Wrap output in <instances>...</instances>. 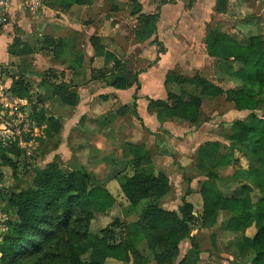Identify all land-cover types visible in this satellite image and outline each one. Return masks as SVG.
I'll return each mask as SVG.
<instances>
[{
  "label": "crops",
  "instance_id": "crops-1",
  "mask_svg": "<svg viewBox=\"0 0 264 264\" xmlns=\"http://www.w3.org/2000/svg\"><path fill=\"white\" fill-rule=\"evenodd\" d=\"M163 1L167 3L162 4ZM263 9L264 0H93L85 6L71 4L68 11L58 12L44 0H10L8 25L0 33V70L2 67L6 68L14 77L6 79V82L4 78L2 80L9 92L15 80L24 83L29 96L22 99L27 102L37 100L42 104L38 114H35L37 117L42 116L47 101L59 104V111L50 116L60 126L59 149L65 148L69 152L72 145H75L76 148L81 147L85 152L98 156L104 149L118 147L121 143L123 146L126 144L142 146L149 156V162L143 167H148V171L154 175L163 174L168 179L171 189V194L163 199L159 206L163 210L178 213V208L183 203L192 205V215L198 219L199 231L190 236H194L198 241L201 251L199 259L205 251L219 255L221 258L218 264H231L227 259L235 252L239 258L248 255L249 259L245 261L241 259L242 264H248L253 257L250 240L257 230L255 219L250 220L242 228L241 242L238 244L217 235L215 251L213 246L207 245L204 238L208 233L211 235V230L216 225L212 228H203L200 225L202 199L199 190L190 186L191 192H187L185 197L183 194L184 198L175 209L169 208V204L165 202L174 191L168 173L172 167L169 158L175 159L178 155L182 158L194 156L196 164L195 153L199 147L214 142L224 145L220 142L223 138L217 135L215 130L219 125L229 123L227 131L231 123L236 121L250 125L252 120L248 121L247 117L252 113L235 110L226 103L224 95L202 99L199 122L196 125L159 122L147 107L150 101H166L168 94L180 96L184 93L181 97L186 101L191 96L199 97V88L166 82V76L171 73L182 78H192L199 74L224 92L233 90V82L218 81L217 60L207 56L205 36L212 28L222 25L220 27L222 32L238 44L246 46L249 36L243 38L232 29L231 24L240 16L255 13L256 23L259 25L264 20ZM156 13L159 17L154 34L148 39H138L136 32L141 29L142 20ZM15 30L20 34L21 40H16L19 34L15 33ZM23 34L26 35L27 41H23L25 36ZM259 34L263 35L261 32ZM92 37L98 40L99 46L120 61V70L116 69L113 63H106L102 57L96 55L95 49L90 45ZM37 38L41 40L40 53L34 51L28 53L25 45L33 47L32 44ZM45 38L62 41L64 50L58 58L54 57L53 50L44 44ZM183 54L187 55L185 58L187 62L185 66H180L179 58ZM10 59L15 60V66ZM164 64L166 68L163 69L164 66H161ZM241 67L240 63H233L235 72ZM35 69L42 71V80L40 79L37 89L31 90L30 84L34 81L32 77L35 76L32 71ZM121 77L125 79V89L119 90L111 86L116 78ZM56 87L63 88L59 91L60 94L55 92ZM62 104L68 105L66 107ZM224 106L229 109L225 111ZM244 113L248 115L241 118ZM44 114L43 121H36L35 134L50 126ZM165 133L170 135L172 148L176 145L180 147V151H176L178 154L172 149L166 150L165 145L169 147L166 140L162 139L161 145L164 147L161 149L157 147L158 137L163 138ZM165 152H168L169 156L165 155ZM238 153V151L233 153L234 162L239 159ZM240 156L246 159L243 155ZM101 157L98 156V160ZM173 163L177 164L174 160ZM119 178L118 176V186ZM204 178L199 180L200 183L207 180ZM237 185L239 188L242 187L240 183ZM234 189L237 188L233 187V191H236ZM217 190L223 196H233L223 194L218 188ZM181 191L182 189L177 186L174 193L180 195ZM193 199L196 200L195 203ZM185 242L189 243L188 239L179 243L178 255L181 243L184 245ZM221 249L224 250V254H221ZM189 250L190 243L188 248L183 250L180 261Z\"/></svg>",
  "mask_w": 264,
  "mask_h": 264
},
{
  "label": "trees",
  "instance_id": "trees-1",
  "mask_svg": "<svg viewBox=\"0 0 264 264\" xmlns=\"http://www.w3.org/2000/svg\"><path fill=\"white\" fill-rule=\"evenodd\" d=\"M44 1L54 10L66 12L71 4L85 6L93 0ZM158 17L156 13L144 18L136 37H151ZM204 43L207 56L217 60L218 81H231L234 89L224 92L199 74L192 78H182L171 73L166 76V82L199 88V97L191 96L186 101L181 97L184 93L180 96L168 94L166 101H150L147 109L159 122L196 125L202 99L224 95L226 103L235 110L252 113L250 125L242 121L231 123L226 136L228 146L214 142L199 147L195 153V166L198 171H206L201 175L207 178L200 183L199 188L202 199L200 225L212 228L219 224L223 236L238 244L241 242L242 228L255 219L257 230L250 240L253 254L250 264H264V36L252 34L248 37V45L243 46L217 26L207 33ZM44 44L53 50L56 58L64 50L59 39L45 38ZM90 45L98 57H102L106 63H113L116 69H121L120 61L99 46L96 38L90 39ZM235 62L242 65L236 72L233 68ZM111 86L123 90L126 88L125 79L116 78ZM62 89L56 87L55 92L60 94ZM11 92L18 99L29 96L21 80L13 82ZM47 121L50 126L58 125L53 117ZM241 146H247L254 153L257 151L261 159L256 172L249 174L253 187L256 186L260 195L255 203L250 196L251 186L242 185V197L221 195L214 183L218 179L217 174L207 166V162L214 161L216 168L227 167L235 161L234 148ZM122 153L131 155L128 164H134L135 170L130 174L123 171L119 175V187L128 203V213L136 215L137 220L122 225L123 234L119 242L114 241L110 230L117 221L98 234L89 230L95 214H105L112 208V196L105 189L95 186L86 172L64 174L56 162H51L36 172L30 189L11 195V209L16 221L9 225V232L0 243V255L4 263L21 264L24 256L33 254L35 257L39 254V258H35L32 264H104L108 259L122 263L132 259L135 264H146L144 254L138 249V244L144 242L149 250H158L153 255L156 264H170L178 255L179 243L188 239L190 250L181 261L186 262L191 252V264H198L201 251L196 238L189 235L188 229L193 221L192 205L183 203L178 213L163 210L159 206L160 202L171 194L168 179L161 173H140L139 168L149 162V156L142 146L126 144ZM19 156L20 150L15 144H0V182L6 181L7 177L16 179ZM57 232L69 235L64 256L56 254L51 248Z\"/></svg>",
  "mask_w": 264,
  "mask_h": 264
},
{
  "label": "rangeland",
  "instance_id": "rangeland-1",
  "mask_svg": "<svg viewBox=\"0 0 264 264\" xmlns=\"http://www.w3.org/2000/svg\"><path fill=\"white\" fill-rule=\"evenodd\" d=\"M264 12V9H263ZM262 12V13H263ZM264 15V14H263ZM241 17V18H240ZM239 18L235 19L233 23L231 24V27L233 30H235L239 35H241L243 38H247L248 36L252 34H259V32L263 33L264 35V20H262L259 25H257L256 21V15L255 13H249L245 16H240ZM263 18V17H262ZM222 26V25H221ZM220 26V27H221ZM224 26V24H223ZM259 26V27H258ZM173 30H177L176 28H173ZM15 33H18V31ZM19 34V33H18ZM25 35V34H23ZM36 38V37H35ZM21 40L20 34L16 38V40ZM27 41L26 35L23 37V41ZM41 40L35 39L32 46L26 44V48L29 50L28 53H31L34 51V53H40L41 49ZM27 50V51H28ZM24 54H22L23 56ZM25 56V55H24ZM54 56V55H53ZM175 57V56H172ZM187 55H181L179 58V64L180 66H185L184 64L187 62L185 61V58ZM199 57V56H197ZM10 62L15 66L16 62L14 59H10ZM164 66V67H163ZM161 67L166 68V65H162ZM12 72L14 73L15 71ZM34 75L32 79L34 80L33 83L30 84L31 90L37 89V85H39V81L41 78V72L39 69H35ZM2 73L1 78H4L5 82L6 79H10L13 76L10 75V72L4 69L3 67L0 70V74ZM96 75V74H95ZM0 78V80H1ZM34 93V92H33ZM36 95V94H35ZM44 97V96H43ZM44 101H42L43 103ZM44 104V103H43ZM67 107V105L62 104ZM40 106H42L41 103H38L37 100L33 102H28V111L30 114H32V118L36 121L40 120L43 117V114L45 116V119H49L52 114L59 111V104L57 102H49L47 101V107L45 111H43V107L41 111H43L42 116L40 117L38 115V111L40 110ZM222 109V107H221ZM229 107L224 106V110L227 111ZM248 113H244L241 118H244L247 116ZM251 115H249L248 121L251 119ZM231 118V117H230ZM231 119H234L232 117ZM58 124V123H57ZM229 126V123H224L218 126V129L216 130L217 135H221L223 139H226L224 141L223 139L220 140L225 146L229 144L227 140V135L229 131H227V127ZM59 125L51 124V126L45 127L44 129H41L36 132V137H34V142L32 148L29 150H20V156L17 158L18 163V171H17V177L16 179H11L9 177L6 178V181L0 182V243L2 241V238L4 235L8 234L9 232V225L16 221L15 216L13 215L12 209H11V195L17 194L19 192L28 190L32 187L33 180L35 178L36 172L38 170H43L45 166L50 162H56L58 164L59 169L64 174H69L70 172L74 171H84L86 172L91 178L92 182L95 186L101 187L108 191L112 198L114 199V204L112 208L107 211L105 214H95L94 221L90 225V232L93 234H98L100 230L108 227L111 223L117 221L116 225L110 229L112 232V238L115 242H119L122 238V225L129 224L133 221H135L137 218L133 214L128 213V203L121 193L117 178L123 171H126L125 173L130 174L131 171L135 170V165L131 163V165L128 164L129 160L131 159V156L126 154L123 155V148L125 146L122 145V143L118 147H112L109 150H105L100 152L98 156H102L100 160H98V156L95 153L91 152H85V150L81 149V147H75V145H72L70 148L71 151L68 152L67 149H59L61 137L58 135L59 133ZM169 136L165 133L164 137H158L157 141V147L161 149L162 146V139L166 140L165 148L166 150L169 149L174 151L175 154H178L177 150L180 151V147L178 145L174 146L170 144ZM179 139V138H178ZM220 139V138H219ZM7 140L5 137H0V144L4 146V141ZM181 142V141H180ZM122 145V146H121ZM253 146L252 144H250ZM171 147V148H170ZM158 149V150H159ZM251 149H248L247 146H241V147H235L233 150V153L235 151H238L239 153V159L236 162L230 163L225 168H216L215 162H209L207 164L208 168H210L212 171L216 172V174H219V177L216 181H214L215 185L218 189L222 191L223 194H232L233 196H243L244 194L240 191L241 187L239 188L237 184L251 186L252 193L250 194L252 201L255 203L260 199V195L258 193V189L253 187L250 179L249 174L254 171L256 172V169L261 164V159L257 151L251 152L249 151ZM177 151V152H176ZM226 151V149H225ZM251 154V155H250ZM94 155V157H92ZM165 155L169 156L168 152H165ZM240 155H243L245 158L241 157ZM253 155V156H252ZM104 156V157H103ZM174 157V156H173ZM93 158V159H92ZM194 156H185V157H178L175 159L169 158V163L172 164V167L169 168V175L171 176L172 181V188L174 189L171 197L166 201V204H169V208H176V206L180 205V200H182L185 195H187V192L190 193V186L195 187V190H199V180L205 179L201 174H204L206 171H199L195 169V162H194ZM176 162L177 164L173 163ZM127 162V163H126ZM219 169V170H217ZM140 173H149L148 167H140L139 168ZM184 176V179L183 176ZM179 186L182 191L180 195H176L174 192L177 189V186ZM233 187L237 188L234 189L236 191H233ZM239 192V194H237ZM184 194V197H183ZM193 202L195 203L196 200L193 199ZM199 224L198 219L193 215V221L188 225L189 229V235L195 234L199 231ZM211 235L209 236V233L204 238L205 242H207V245H211L214 247L216 251V236L222 235L221 238L224 240L229 241L230 239L226 238L221 234L220 232V226L217 224L212 230ZM55 239L51 244V248L56 252L58 255L64 256L66 246H67V240L69 238L68 233L63 232H57L55 235ZM189 241V240H188ZM197 241V240H196ZM222 241V240H221ZM48 242H46L44 245H46ZM190 243V242H189ZM189 243L185 242L183 245L181 243L179 247V258L175 259L173 263L170 264H191V260L193 258L192 253L190 252L188 258L186 259V262L180 261V256L185 248H188ZM198 243V241H197ZM45 247V246H43ZM139 251L144 254V257L147 261L146 264H156L153 260V255L158 252L151 251L147 248V245L144 242H140L138 244ZM227 251V249H226ZM224 250L221 249V254ZM189 253V251H188ZM231 252H228V254ZM227 255V252H225ZM250 254V253H249ZM204 256V257H203ZM223 256V255H221ZM250 256V255H249ZM35 258H39V254L35 257L33 254H28V256H24L22 258L21 264H32L35 260ZM220 256L217 254H211L210 252H203V255L201 259L198 261V264H218V261H220ZM230 259H227V261H231V264H242L243 260L245 261L247 258L249 259L248 255L243 256L242 258L238 257L237 253H233V255L229 256ZM222 261V259H221ZM209 262V263H208ZM0 264H5L4 261L1 259L0 255ZM104 264H135L132 259L128 263H122L115 261L113 259H108L104 262ZM250 264V262H248Z\"/></svg>",
  "mask_w": 264,
  "mask_h": 264
},
{
  "label": "built area",
  "instance_id": "built-area-1",
  "mask_svg": "<svg viewBox=\"0 0 264 264\" xmlns=\"http://www.w3.org/2000/svg\"><path fill=\"white\" fill-rule=\"evenodd\" d=\"M10 0H0V33L8 25ZM1 78V76H0ZM36 122L28 111L25 99L13 97L0 80V137H5L4 146L15 144L19 150H29L36 137Z\"/></svg>",
  "mask_w": 264,
  "mask_h": 264
}]
</instances>
